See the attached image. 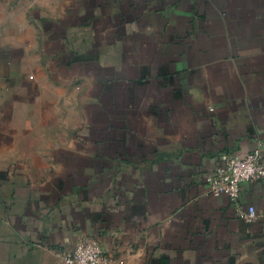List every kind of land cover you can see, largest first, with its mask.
I'll return each instance as SVG.
<instances>
[{"label":"crops","instance_id":"0c3cea01","mask_svg":"<svg viewBox=\"0 0 264 264\" xmlns=\"http://www.w3.org/2000/svg\"><path fill=\"white\" fill-rule=\"evenodd\" d=\"M256 147L264 0H0V264H264V178L205 182Z\"/></svg>","mask_w":264,"mask_h":264},{"label":"built area","instance_id":"2783aa9c","mask_svg":"<svg viewBox=\"0 0 264 264\" xmlns=\"http://www.w3.org/2000/svg\"><path fill=\"white\" fill-rule=\"evenodd\" d=\"M217 166L205 177L212 196H227L230 201L240 199L244 184L255 183L264 178V154L260 147L252 149L242 156L221 152L217 155ZM237 216L246 222L256 218L255 209L238 208ZM63 264H115L111 254L101 245L80 241L61 253Z\"/></svg>","mask_w":264,"mask_h":264}]
</instances>
